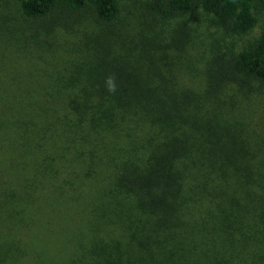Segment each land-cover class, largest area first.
Returning <instances> with one entry per match:
<instances>
[{"label": "trees", "instance_id": "obj_1", "mask_svg": "<svg viewBox=\"0 0 264 264\" xmlns=\"http://www.w3.org/2000/svg\"><path fill=\"white\" fill-rule=\"evenodd\" d=\"M14 2L0 264H264V26L196 63L188 25L248 36L264 0Z\"/></svg>", "mask_w": 264, "mask_h": 264}, {"label": "rangeland", "instance_id": "obj_2", "mask_svg": "<svg viewBox=\"0 0 264 264\" xmlns=\"http://www.w3.org/2000/svg\"><path fill=\"white\" fill-rule=\"evenodd\" d=\"M14 1L15 0H0V9H2L4 13H7L5 12V10L7 11L13 10L14 8H16V4ZM142 1L143 0H121V3L124 6L123 14L125 12L126 6H128V9L130 11H138L139 9L141 10ZM259 17H260V21L258 22L254 31L248 36L239 38L235 36L230 37V36L225 35L221 31H216L215 28H212L211 26H209L205 15L201 12H197V15H192L191 19H189V22H188V25L190 28L189 35L191 38V43H190L191 47L189 50L190 58L193 59L197 63L200 59H202V54L209 55L210 45L216 41H219L217 46L222 49H225V45H231L233 42H237L238 46L242 47L246 41L253 39L254 37L258 36L261 33V30L263 29V26H264V17L262 14L259 15ZM90 18H91L90 16H87V18L85 19H90ZM83 21L85 22L84 24L87 26L90 32H93L96 30L99 31L100 27L96 23H92L90 20H83ZM122 25H123L122 23L121 24L119 23L117 24V26L116 25L108 26L104 29L108 30L109 27L111 28L114 27L115 29H117L118 26L122 27ZM160 26L164 27L162 25ZM165 36L166 35H163V37ZM77 46L78 45H76V47ZM66 54L67 55L65 57L74 56V57H78L81 59L83 58L82 54L75 50L70 51V53L67 51ZM203 61L204 59L199 62L200 64L199 67L202 66ZM200 75L201 74L198 71H195L194 72L195 80H199L197 79L196 76H200Z\"/></svg>", "mask_w": 264, "mask_h": 264}, {"label": "clouds", "instance_id": "obj_3", "mask_svg": "<svg viewBox=\"0 0 264 264\" xmlns=\"http://www.w3.org/2000/svg\"><path fill=\"white\" fill-rule=\"evenodd\" d=\"M106 87L109 92H114L116 90L115 78L107 77L106 78Z\"/></svg>", "mask_w": 264, "mask_h": 264}]
</instances>
